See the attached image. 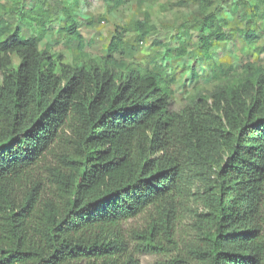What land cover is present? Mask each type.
<instances>
[{"label": "trees", "instance_id": "obj_1", "mask_svg": "<svg viewBox=\"0 0 264 264\" xmlns=\"http://www.w3.org/2000/svg\"><path fill=\"white\" fill-rule=\"evenodd\" d=\"M81 1L65 0L57 16L40 2L0 0V264H134L121 254L124 222L151 213L147 247L158 251L154 233L170 235L197 187L205 213L172 263L264 264V58L214 91L207 111L177 113L162 67L174 61L199 79L191 43L194 60L217 76L214 51L233 41L223 10L196 0L194 32L177 30L178 47L154 40L166 64L151 71L114 55L126 31L140 40L157 33L151 8L172 0H100L109 15L137 8L105 58L90 56L82 31L94 17L78 14ZM251 3L243 16L250 45L259 27L264 36V1ZM47 34L70 54L54 52ZM254 50L263 55L264 44Z\"/></svg>", "mask_w": 264, "mask_h": 264}, {"label": "rangeland", "instance_id": "obj_2", "mask_svg": "<svg viewBox=\"0 0 264 264\" xmlns=\"http://www.w3.org/2000/svg\"><path fill=\"white\" fill-rule=\"evenodd\" d=\"M64 1L23 0V3L31 7L40 2L45 9L59 16ZM256 1L263 2L264 0H211V12H215L217 9L223 10V17H227L229 20L227 29L229 31L232 30L231 34L233 37V41L231 40L228 45H221L214 51L217 65L222 68V71L218 72L217 76L207 69L208 65L202 63L200 56L194 60L192 56L196 54L197 49L191 43L188 45L190 55L188 62L190 67L196 65V72L199 75L197 80L192 79V75L189 74L188 70L182 73V68L177 62L172 61L171 64L169 63L168 69L164 68L163 65L166 63L161 61L157 51L159 48L154 46V40L160 38L161 42H170L172 47H178L175 36L177 30H180L182 26L188 31L194 32L199 18L200 5L199 1L196 0H188V2H185V6L176 4L178 0H172V6L166 9L160 7L161 3L154 2L153 7H150L152 12L151 22L158 32L153 33L147 39L140 40L132 31H126L122 37L125 48H122L114 56L119 61H126L151 71H160L162 65L163 70H165L166 80L170 83L173 92L174 101L172 108L175 112L181 113L187 107H198L203 111H207L212 104L210 96L214 91L226 84L237 83L241 77L243 66L264 58V54L258 55V52L254 50L256 46L262 47L264 44V36L261 35L262 28L259 27L257 30L259 36H261L257 43L248 44L244 36L246 23L243 22V16L250 8L249 6L252 5L251 2ZM11 5L9 3V9H12ZM261 9H264V4ZM136 10L137 8L134 6L109 15L100 0H82L78 8V14L87 18L88 16L94 17V24L89 26L90 28H84L82 31L87 41H93L92 46L88 50L90 56L96 58L107 57L111 41L117 36L118 32H122L120 26L126 27L128 25L127 22L132 19ZM232 10L234 13H232ZM13 11L9 12L8 16L15 24L18 21V16ZM59 23L60 20H57L51 27L55 29ZM46 36L48 42L53 45L54 52L62 53L66 56L70 54L68 53V47L62 43L63 40L59 41L61 43L56 44L57 39L54 40L50 34ZM196 39L197 36L195 35L192 41L195 42ZM213 62L210 65H213ZM49 160L55 162L52 158H49ZM43 187L46 192L52 188L47 180L44 181ZM202 193L203 188H195L193 190L195 196L188 199L185 202L186 205L177 209L175 223L169 236L154 233V238L163 247L158 251L147 247V232L151 229L154 220L156 221L151 213H144L124 222L120 233L121 239L125 242L124 250L121 253L124 256L123 259H132L134 264H169V262L173 264L174 258L182 255V249L193 240L195 222L198 220L197 216L205 213L202 200L199 197ZM169 237L170 242H167Z\"/></svg>", "mask_w": 264, "mask_h": 264}]
</instances>
